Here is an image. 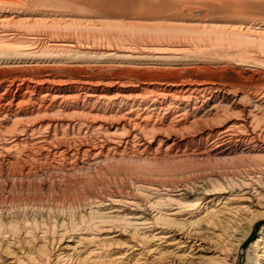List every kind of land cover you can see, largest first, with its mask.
<instances>
[{
    "label": "bare ground",
    "instance_id": "bare-ground-1",
    "mask_svg": "<svg viewBox=\"0 0 264 264\" xmlns=\"http://www.w3.org/2000/svg\"><path fill=\"white\" fill-rule=\"evenodd\" d=\"M42 1L36 0L35 3H43L44 7L45 3ZM52 1L57 6V2L60 5L62 0ZM52 1L47 0L50 8ZM2 2L5 1L0 0L1 66L33 64L46 67L72 63L89 66V63L96 61H126L150 64L209 62L216 66L232 64L248 71L264 67V20L256 21L251 17L235 15L215 17L210 12L201 17L203 11H196L190 16H165V20L171 21L169 24L152 28L158 41L154 42L153 39V43L133 51L134 49L122 43L90 48L89 43L75 40L66 29L61 31V25L56 21L58 18L48 21L26 17L27 23L35 21L38 25L58 30L51 34H19L7 29L11 19L7 18L8 14L49 17L53 16L54 10H45V7L43 9L33 4L29 9L26 7L28 3L23 1L21 2L26 4L23 7ZM91 7L102 11L106 5L100 6L101 9L99 6ZM107 10V13L94 15L97 20L102 19L98 23L103 25L107 18H118L119 11ZM116 12L118 15H115ZM144 17L155 19L147 15ZM66 24L62 28L68 27ZM84 44L88 46L83 48ZM46 72L36 75L25 73L18 83L15 80H8V83L0 81V153H16L31 145L37 153L31 158H56L57 164L70 170L75 166L82 168L87 162L121 155L129 149L150 152L157 146H165V150L193 147L200 155L213 153L214 156L221 157L237 154L253 158L264 157V127L259 128L264 124V86L243 82L232 85L186 80L147 83L119 77L77 79L78 77L62 74L55 79L52 73ZM210 118H213L215 124L206 127L204 124ZM192 127L195 129L191 132L188 129ZM214 134L211 139L210 135ZM77 141L79 143L76 145ZM244 175L239 180L237 178V183H233L235 186L231 184L232 187L228 184L209 188L207 183H202L190 189L187 185L174 187L136 181L126 193L92 195L84 206L85 214H80V219L70 225L71 232L68 236H73V240L78 238L77 245L81 247L89 240L95 243V248H91L89 255H86L89 259L93 258V264L109 259L113 255L111 245H120L117 244L120 239L124 241L123 244L133 243L130 248L134 251L140 247V254L150 249L155 241L159 242V247L175 243H186L191 247L193 240L189 234L192 230L197 235L202 234V221L213 222L226 213L238 217L251 211L253 205L258 206L256 198L259 200L264 196V164L248 167ZM235 188L239 193L233 192ZM188 197L193 198L185 200ZM237 197L241 199L238 200ZM179 224H183V228L181 227L182 232H178L182 235L177 238L175 235L178 230L175 225ZM24 228H29L24 230L26 235L33 229L28 226ZM67 232L69 231L66 229L60 236H66ZM214 232L212 231L217 235ZM253 244L255 254L252 264H264V224Z\"/></svg>",
    "mask_w": 264,
    "mask_h": 264
},
{
    "label": "rangeland",
    "instance_id": "rangeland-1",
    "mask_svg": "<svg viewBox=\"0 0 264 264\" xmlns=\"http://www.w3.org/2000/svg\"><path fill=\"white\" fill-rule=\"evenodd\" d=\"M2 1H5L2 3L22 5L21 7L28 3L26 7L29 9L33 7L32 4L39 7L44 5L43 3L42 5L36 4V0ZM43 1L45 10H54V18L52 15L48 17L42 15L27 16L22 13L8 14L7 18L11 19L7 29H12L19 34H26V32L28 34L36 32L51 34L58 28L53 27L54 30L47 25H38L34 23L35 21L27 23L25 19L30 17L50 21L58 18L56 21L58 20L57 22L60 23L61 31L66 29L75 40L81 43H89V47L100 48L106 47L107 44L114 46L122 43L136 51L135 49L148 46L150 42L153 43V39H155L154 42L158 41L152 28H154L153 26L161 27L169 24L168 22L171 21L165 20V16H180V14L190 16L194 15L196 11H203L201 17L210 12L215 17L235 15L244 18L251 17L252 20L256 21L264 20V0H69V3L68 0H62L63 5L60 3L61 7L58 5L59 1H55V3L57 2L56 6L52 4L54 3L52 0H48V2L52 1V6L49 4L51 8L47 5V0ZM63 1H67L65 2L67 5ZM38 2L41 3V1ZM103 5L104 7L106 5V8L103 9H114L119 11V15L116 12L115 15H118V18H112L113 20L107 18L108 21L106 20L102 25L98 23V20L102 19L98 18L97 20L96 16L100 12L107 13L101 9ZM91 6H99L98 8L102 11ZM44 7L42 8L44 9ZM92 9H95V12ZM92 11L94 14L91 13ZM10 15L14 16L11 17ZM90 15L96 16L91 17ZM144 15L155 19H147ZM65 24L68 27L62 28ZM148 34L150 35L149 38H153L149 39ZM87 46L84 44L83 48ZM93 64L94 66H92ZM86 65L80 66L79 63L45 65L47 68L44 65L36 66L33 64H21L17 65L18 67L0 65V81L8 83L15 80V82H19L28 73H35L34 75H36L48 71L53 74L55 79H58L62 74L67 77H78L77 79H115L119 77L124 80L136 79L147 83L151 81L158 83L165 81L185 82L186 80L231 83L232 85L254 83L264 86V67L248 71V69H239L232 64L216 66L209 62L186 64L151 62L150 64V62L128 63L126 61L124 63L96 61V63H89V66ZM254 68L252 67V69ZM212 119L205 120L206 124H203L206 127H211L213 123L215 124ZM196 127L198 128V126ZM262 127H264L263 123L259 128ZM193 129L195 128L192 127L188 130L192 132ZM262 135L264 136V132ZM214 136L215 134L210 135V138L213 139ZM78 143L77 141L76 145ZM30 147L31 145H27L16 153L14 151L0 153V264H93L95 262H92L93 258L89 259V256L86 255H89L88 252L92 250L91 248H95V243L89 240L81 247L77 245L78 238L73 240V236H68L71 232V226L84 213V206L89 202L90 196H102L115 192L126 193L130 191L131 185L136 181L154 182L174 187L187 185L190 189L202 185V183H207L206 186L209 188L228 184L232 187L237 183V178L239 180L245 177L244 174L248 167L264 164V157L253 158L237 154L222 156V158L221 156H214L213 153L200 155L198 154L199 151L193 147L165 150V146V148L157 146L150 152L129 149L121 155L109 156L107 159L96 161L97 163L87 162L82 168L75 166L70 170L64 165L57 164L56 158L50 157L51 159L48 158V160L31 158L37 153L35 148ZM212 179L216 181H212ZM231 184L233 185L231 186ZM233 192L239 193V190L235 188ZM192 198L188 197L185 200L190 201ZM256 199L258 206L253 205L252 212L248 211L247 214L238 217L226 213L213 222L202 221L201 226L204 228L202 234L198 233L197 235L194 230L189 234L193 240L191 247L190 244L175 243L171 246L163 244L160 248L159 242L155 241L151 244L152 246L150 245L149 252L145 250L143 254H140L142 251L140 247L134 251L133 248H130L133 243L123 244L124 241L120 239V243H117L120 245L115 243L111 245V248L108 246L113 255L109 259L98 262H100L99 264H252L253 254H255L253 242L264 224V196L260 197L259 200ZM247 200L245 199L246 202H248ZM180 224L175 225L178 230L175 235L177 238L182 235V233H178L182 232L181 229L183 228V224ZM25 226L33 227L27 233L28 236L24 230L29 228H24ZM8 227L12 228L9 229ZM66 229L69 232L66 236L61 237L60 233ZM212 231H215L214 233L217 235L221 233L223 236H220L224 239L219 235V237L214 235ZM67 245L68 247H66ZM85 246H88V250Z\"/></svg>",
    "mask_w": 264,
    "mask_h": 264
}]
</instances>
